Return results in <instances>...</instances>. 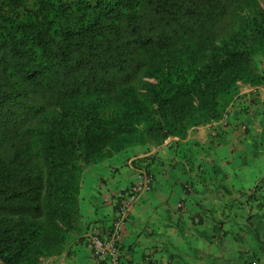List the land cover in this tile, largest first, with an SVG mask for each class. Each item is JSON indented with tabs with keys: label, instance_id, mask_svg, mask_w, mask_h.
Returning <instances> with one entry per match:
<instances>
[{
	"label": "trees",
	"instance_id": "trees-1",
	"mask_svg": "<svg viewBox=\"0 0 264 264\" xmlns=\"http://www.w3.org/2000/svg\"><path fill=\"white\" fill-rule=\"evenodd\" d=\"M263 81L264 0H0L2 264L87 238L92 165L219 120L240 83ZM241 197L263 209L264 177Z\"/></svg>",
	"mask_w": 264,
	"mask_h": 264
},
{
	"label": "crops",
	"instance_id": "crops-1",
	"mask_svg": "<svg viewBox=\"0 0 264 264\" xmlns=\"http://www.w3.org/2000/svg\"><path fill=\"white\" fill-rule=\"evenodd\" d=\"M210 125L197 126L183 138L170 137L146 152H124L130 169L121 173L126 178L121 188L134 179L140 158L155 179L152 191L129 214L120 242L123 264H264V250L252 239L254 229L264 239V208L241 202V192L264 177V81L241 84L227 123L215 127L216 133ZM111 163L93 165L88 175L107 185L103 174L117 171ZM104 193L96 202L94 192L93 200L83 196L84 213L102 236L115 217L111 205L106 212L99 210ZM73 249L80 254L73 256ZM82 258L83 264H96L86 238L73 241L68 255L42 264H79Z\"/></svg>",
	"mask_w": 264,
	"mask_h": 264
},
{
	"label": "built area",
	"instance_id": "built-area-1",
	"mask_svg": "<svg viewBox=\"0 0 264 264\" xmlns=\"http://www.w3.org/2000/svg\"><path fill=\"white\" fill-rule=\"evenodd\" d=\"M137 171V178L126 196L125 203L122 202L118 208L119 218L115 221L109 238L103 239L94 233L90 236L89 246L100 264H120L121 251L118 242L121 237L124 219L140 196L151 188L153 174L144 168H139Z\"/></svg>",
	"mask_w": 264,
	"mask_h": 264
},
{
	"label": "rangeland",
	"instance_id": "rangeland-1",
	"mask_svg": "<svg viewBox=\"0 0 264 264\" xmlns=\"http://www.w3.org/2000/svg\"><path fill=\"white\" fill-rule=\"evenodd\" d=\"M222 125H224V124L221 123V124L217 125L216 127L222 126ZM141 148H143V147H136V149H139V150ZM124 158H126L125 153H118L114 157L111 158V161H113L116 165H121V162L124 160ZM122 172H124V170H122ZM103 177H104L105 181L107 182V185H105L104 183H101V182L96 183V181L93 180V178L90 175H87L85 182H84V184L86 185V188L84 185V189L82 190V196L86 197L87 199H92L90 193L94 192V195H95L94 198L96 199L95 200V202H96L98 200L99 196H101L105 192V190H106L105 186H108L111 189V192H114V191L119 190L121 188V183L125 182V180H126V178L121 173H119L117 171H110L107 174H103ZM150 191H152V189L149 190V192ZM146 193H148V191ZM99 205L101 206V208L99 209L101 212H106L108 210L109 205H106L102 198L100 200ZM81 207H82L83 211H86L85 205H83ZM256 214L257 213H255L254 216H256ZM111 215L112 214H110V216ZM128 222H129V220H127V223L125 224V228L127 227ZM123 228H124V226H123ZM126 232L127 231L125 230V233ZM256 242H257V240H256ZM72 254L74 256L75 254H80V253H78L77 249H73ZM72 259H75V258L72 257ZM82 261L85 262V259L82 258L81 260H79V264H83Z\"/></svg>",
	"mask_w": 264,
	"mask_h": 264
},
{
	"label": "clouds",
	"instance_id": "clouds-1",
	"mask_svg": "<svg viewBox=\"0 0 264 264\" xmlns=\"http://www.w3.org/2000/svg\"><path fill=\"white\" fill-rule=\"evenodd\" d=\"M241 84H249V83H240V85ZM227 109H230L231 111H233V108L232 107H228ZM230 114L227 112V111H225L224 113H223V116L219 119V120H215V121H212V122H209V123H207V124H211L210 126H212L211 128L213 129V131H214V133H216V126L217 125H219V124H226L227 123V119H228V116H229ZM202 125H206V124H202ZM198 126H200V125H198ZM245 124L244 125H242V127L243 128H245ZM197 127V126H196ZM193 128H195V127H193ZM193 128H190L189 130H192ZM188 130V131H189ZM188 133V132H187ZM175 136H177V135H175ZM175 136H170V137H175ZM170 137H168V138H170ZM178 137H180V136H178ZM185 137V136H184ZM167 138V139H168ZM181 138V137H180ZM183 138V137H182ZM167 139H165L164 141H166ZM163 141V142H164ZM129 160V159H128ZM128 160H127V163H129L128 162ZM111 163V159H108L106 162H104V163H102V164H107V163ZM112 164V163H111ZM113 165V169L115 170L116 169V167H114V164H112ZM93 166V165H92ZM91 166V167H92ZM135 167H134V170H135V177H134V179L132 180L133 181V184H134V182H135V180H136V178H137V174H138V169L139 168H144V169H146L149 173H152L153 174V179H152V185H151V188L149 189V190H151L152 189V187H153V183H154V179H155V173H153V172H151V171H149L148 170V168H146V167H144V165L143 166H140V165H134ZM90 169V168H89ZM89 169H88V171H87V175H88V172H89ZM91 176V175H90ZM87 177V176H86ZM85 177V178H86ZM149 190H147L148 192H149ZM146 191V192H147ZM117 192H119V191H117ZM146 192H144L141 196H140V198L137 200V202L139 203L140 202V200H141V198L143 197V195L144 194H146ZM117 196V194H116V192L114 191V192H111V194H110V196H106V195H104L103 196V200H104V202H105V204H107V205H110L111 204V202H112V204H114L115 203V197ZM137 204L136 203H134V205L131 207V209L129 210V212H128V214H127V216H126V218L124 219V222H123V225H122V229H121V237H120V239H119V242H118V245H119V249H120V242H121V239H122V234H123V230H124V228H125V224L127 223V220H128V218H129V214H130V212H131V210L136 206ZM118 208H116L115 209V217H114V220H113V222H112V224H111V228L109 229V231H108V234L106 235V236H102V234H101V231H100V228L97 226V227H95L94 228V230L93 231H89L86 235H87V241H88V248H89V250H90V252H91V255H92V257H93V259H94V262L96 263V264H100L98 261H97V259L95 258V256H94V254H93V252H92V249L90 248V246H89V244H90V236H91V234H97V235H99L100 237H102L103 239H108L109 238V236L111 235V232H112V230H113V228H114V225H115V221L119 218V214H118ZM123 226H124V228H123ZM121 251V250H120ZM68 252H69V248L68 249H65V251L64 252H62L61 254H63V253H65V254H67L68 255ZM60 254V255H61ZM60 255H54V257H56V256H60ZM49 257H52V256H49ZM49 257H46V258H44V259H42V261L39 263V264H42V262L45 260V259H47V258H49ZM121 259H120V264H123V259H122V253H121V257H120ZM0 264H2V262L0 261Z\"/></svg>",
	"mask_w": 264,
	"mask_h": 264
}]
</instances>
